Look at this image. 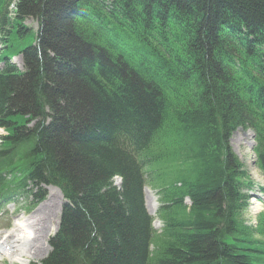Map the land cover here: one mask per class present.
I'll list each match as a JSON object with an SVG mask.
<instances>
[{"label":"trees","instance_id":"obj_1","mask_svg":"<svg viewBox=\"0 0 264 264\" xmlns=\"http://www.w3.org/2000/svg\"><path fill=\"white\" fill-rule=\"evenodd\" d=\"M0 47V201L70 203L42 264H264V0H0Z\"/></svg>","mask_w":264,"mask_h":264},{"label":"rangeland","instance_id":"obj_2","mask_svg":"<svg viewBox=\"0 0 264 264\" xmlns=\"http://www.w3.org/2000/svg\"><path fill=\"white\" fill-rule=\"evenodd\" d=\"M30 23L32 22L26 21V24ZM30 37L33 39L32 35ZM2 135L5 134L0 129V136ZM230 145L235 155L244 164L250 177L264 188V176L253 164L255 158L252 153L253 139L251 132L237 130L231 136ZM256 190L252 193H255ZM47 192V198L31 211L30 214H24L23 212L15 214V208L11 205L0 214V242L3 243L8 253V255L3 257V252L0 251V264H40V261L48 255L50 251L49 239L58 226L62 197L56 190L47 188ZM143 194L145 207L148 213H151L157 206L156 192L152 188H146ZM257 196L259 199H263L264 195L257 193ZM261 209L263 210L259 206H252L251 210L246 212L248 224L255 223V214ZM151 216L154 217L155 213ZM14 220L21 221L26 226L28 224L32 231V236L29 238L22 237V228L15 227L13 225ZM153 226L155 229H159L161 224L159 221H155ZM14 256L17 260L12 262L11 258Z\"/></svg>","mask_w":264,"mask_h":264},{"label":"bare ground","instance_id":"obj_3","mask_svg":"<svg viewBox=\"0 0 264 264\" xmlns=\"http://www.w3.org/2000/svg\"><path fill=\"white\" fill-rule=\"evenodd\" d=\"M256 189V187H254L253 188V190L252 191H250L249 193H252L254 190ZM156 209L157 208H154L152 211H151V215H154V213H155V211H156ZM14 226H16V227H20V228H22V237H29L30 235L32 236V232L28 229V228H26L25 227V225L21 222V221H15L14 222ZM24 230V231H23ZM0 251H2L4 254H3V256H6L8 253H7V251L5 250V249H3L1 246H0ZM15 260H17V258H15V256L14 257H12L11 258V261L13 262V261H15ZM18 261H20V260H18ZM18 263V262H17ZM20 263V262H19Z\"/></svg>","mask_w":264,"mask_h":264}]
</instances>
